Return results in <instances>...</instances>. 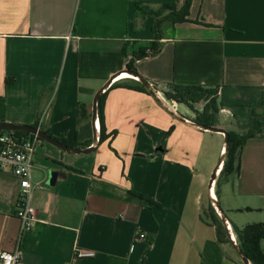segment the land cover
Here are the masks:
<instances>
[{"label": "crops", "instance_id": "crops-1", "mask_svg": "<svg viewBox=\"0 0 264 264\" xmlns=\"http://www.w3.org/2000/svg\"><path fill=\"white\" fill-rule=\"evenodd\" d=\"M174 3L179 10L183 0H0V123L37 126L86 148L96 95L129 63L188 122L214 100V126L259 127L226 182L222 207L232 231L239 227L229 215L264 211V0H191L189 22L172 25L165 6ZM125 77L99 98L102 139L97 102L95 152L72 155L39 142L36 220L22 236L18 179L0 171V249L18 246L19 264H240L201 219L223 136L176 119ZM167 84L209 94L177 102L163 93Z\"/></svg>", "mask_w": 264, "mask_h": 264}, {"label": "trees", "instance_id": "trees-1", "mask_svg": "<svg viewBox=\"0 0 264 264\" xmlns=\"http://www.w3.org/2000/svg\"><path fill=\"white\" fill-rule=\"evenodd\" d=\"M191 0H183V4L179 10L176 8V3L173 5H168L167 8L170 12L169 18H167L168 22L172 25L178 23H185L189 22V6ZM153 49V48H151ZM156 52V51H155ZM154 52V53H155ZM144 54L142 53L141 56ZM136 59L139 57L135 56ZM127 69L129 71L136 72L133 66L129 63L127 64ZM196 90L199 92L198 97L193 94V91ZM167 99L177 101V102H184L188 103L193 102L197 103L204 98V95H208V91L201 90V88L193 87H179L174 86L172 84H167V90L163 92ZM102 100L103 97L99 100L98 103V114H99V122H100V129H101V139L103 138V117H102ZM258 109L264 112V97L261 99L258 105ZM218 113L217 109L215 108L214 100H211L209 104L204 107L202 114L197 117L196 122L202 125H215V117ZM261 113V114H262ZM37 127V126H34ZM40 128V127H39ZM259 131L258 123L254 122L253 127L250 131L246 133H237L233 131H227L229 134V144L226 159L222 165V169L220 171V175L216 181L215 185V195L218 196V186L219 180L222 176L226 173L231 174L239 172V151L244 147L246 142L253 138L256 132ZM5 133L4 131H0V135ZM16 134H22L20 132H16ZM67 146L68 144L59 141ZM204 215L201 216L203 222L208 224L209 226L213 227L215 231L216 241L219 245L221 244H230L227 232L221 222L220 217L214 210L211 204L208 205L206 210L203 213ZM233 235L236 238V242L241 248L242 252L245 254L247 259L251 264H264V249L261 247V242L264 241V223L260 224H253L250 226H246L245 228H237L232 226ZM231 245V244H230ZM239 259V258H238ZM239 263L242 264L239 260Z\"/></svg>", "mask_w": 264, "mask_h": 264}, {"label": "built area", "instance_id": "built-area-1", "mask_svg": "<svg viewBox=\"0 0 264 264\" xmlns=\"http://www.w3.org/2000/svg\"><path fill=\"white\" fill-rule=\"evenodd\" d=\"M118 78L119 76L113 79L112 83ZM98 130L97 126V132ZM40 141L36 135L27 133L5 132L0 135V171L10 172L18 179L15 217L19 222L20 236L32 230L36 220V211L32 204V172L33 157ZM230 234L233 238L231 232ZM138 237L144 239L145 234H139ZM77 255L93 257L94 254L77 252ZM20 259L18 246L10 252L0 249V264H19Z\"/></svg>", "mask_w": 264, "mask_h": 264}, {"label": "water", "instance_id": "water-1", "mask_svg": "<svg viewBox=\"0 0 264 264\" xmlns=\"http://www.w3.org/2000/svg\"><path fill=\"white\" fill-rule=\"evenodd\" d=\"M126 75H130L133 76L134 78L137 79V81H139L145 88L146 90H148L151 94H153L157 100L159 101V103H161L169 112H171L174 117L178 120H181L195 128H200L202 130H207L213 133H218L220 135L223 136L224 138V148H223V153L221 154V157L216 165V167L213 169L212 174L210 176V180L208 183V196L210 198L211 201V205L214 208V210L216 211V213L218 214V216L221 219V222L227 232L229 241L231 246L233 247L234 251L236 252V254L238 255L240 262L242 264H251L249 262V260L247 259V257L245 256V254L242 252L241 248L239 247V245L237 244V242L231 237V234L228 230L227 227V219L226 216L224 215L223 211L221 210V207L218 203V200L215 198H212L210 196L211 194V190L213 188L214 182L217 179L218 176V168L219 166L223 165L225 159H226V155H227V150H228V144H229V134L227 132V130H225L224 128H220L217 126H209V125H200L197 123H193V122H188L186 120H184L182 117L174 114V111L171 110L158 96V94L154 91L153 87L143 78H141L140 76H138L135 72L133 71H125ZM118 76H114L112 77L107 84L104 86V88L96 95L95 97V106L93 107V112H92V126L94 128V138H93V142L90 146L86 147V148H77L74 146H67L61 142H59L58 140H56L55 138L51 137L50 135H48L46 132H44L43 130H41L38 127H33V126H26V125H17V124H6V123H0V131H4V132H20V133H27V134H32V135H36L40 140L47 142L49 144H51L52 146L68 153V154H72V155H79V154H83V155H88L90 153H93L96 151L97 145H98V139H99V131L97 132V102L99 100V98L101 97L102 93L105 92V90L111 85L113 79H115Z\"/></svg>", "mask_w": 264, "mask_h": 264}, {"label": "rangeland", "instance_id": "rangeland-1", "mask_svg": "<svg viewBox=\"0 0 264 264\" xmlns=\"http://www.w3.org/2000/svg\"><path fill=\"white\" fill-rule=\"evenodd\" d=\"M201 105H203L202 107H205L207 104H201ZM202 109H204V108H202ZM222 153L223 152H221V154ZM221 154H220V156H218V158H217V160L215 162L216 164L218 163V161H219V159L221 157ZM211 174H212V172H211ZM211 174H210V176H211ZM228 178H229V174L226 173L219 180L218 196H217V197H219L218 203H219V205L221 207V210L223 211L224 215L226 216V218H227L228 214L223 210L224 208L222 207V204H223L224 197H225L224 191H225V188H226V182H227ZM214 195H215V191H214ZM208 199H209V197H208V191H207V187H206L205 194H204V197H203V200H202V207H204V205H207ZM255 207H259V206H255ZM203 213L204 212H202V214ZM229 217L234 218L235 221H236V225H238V227L241 228V229L245 228L246 226L253 225V224L264 223V211L259 210L258 208H254V210L251 211L250 213L246 212V213H242V214H235L233 216L229 215ZM233 239L236 241L235 236H234ZM261 247H262V249H264V241L261 244ZM236 255L237 254L235 253V256ZM237 258H239L238 255H237Z\"/></svg>", "mask_w": 264, "mask_h": 264}, {"label": "bare ground", "instance_id": "bare-ground-1", "mask_svg": "<svg viewBox=\"0 0 264 264\" xmlns=\"http://www.w3.org/2000/svg\"><path fill=\"white\" fill-rule=\"evenodd\" d=\"M125 76H126V74H125ZM124 75H121V76H119V77H121V78H124L125 77ZM125 78H127V77H125ZM130 78V77H129ZM133 79V78H132ZM222 169V165L221 166H219V168H218V172L220 173V170ZM210 196L212 197V198H215V195H214V186H213V189L211 190V194H210ZM227 227H228V230H229V232H231L232 233V236H233V232L231 231V228H230V226H229V224L227 223ZM233 238H234V236H233Z\"/></svg>", "mask_w": 264, "mask_h": 264}]
</instances>
